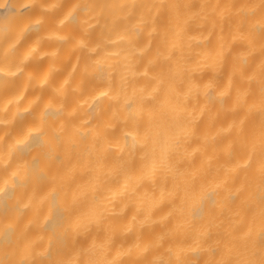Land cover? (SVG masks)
<instances>
[{
    "label": "clouds",
    "instance_id": "clouds-1",
    "mask_svg": "<svg viewBox=\"0 0 264 264\" xmlns=\"http://www.w3.org/2000/svg\"><path fill=\"white\" fill-rule=\"evenodd\" d=\"M0 264H264V0H0Z\"/></svg>",
    "mask_w": 264,
    "mask_h": 264
}]
</instances>
